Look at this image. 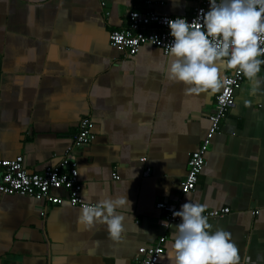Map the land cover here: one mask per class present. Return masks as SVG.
Returning a JSON list of instances; mask_svg holds the SVG:
<instances>
[{"label": "crops", "instance_id": "0c3cea01", "mask_svg": "<svg viewBox=\"0 0 264 264\" xmlns=\"http://www.w3.org/2000/svg\"><path fill=\"white\" fill-rule=\"evenodd\" d=\"M193 8L190 0H0V158L21 156L29 173H41L69 157L83 202L86 185L93 204L130 201L117 210L125 221L115 241L105 224L78 225L81 208L66 201L0 194V264H135L139 248L162 235L161 264H171L181 218L164 230L155 205L181 197L189 154L208 130L221 88L189 93L169 79V54L143 45L128 57L110 47L108 35L127 26L131 11L189 17ZM218 69L223 77L233 71ZM258 79L264 82V65ZM253 86L243 76L196 187L177 209L188 201L205 211L228 208L208 222L212 232L231 233L240 264H264V83L255 95ZM83 119L95 139L76 147ZM54 195L67 198L65 190Z\"/></svg>", "mask_w": 264, "mask_h": 264}, {"label": "clouds", "instance_id": "9594fccd", "mask_svg": "<svg viewBox=\"0 0 264 264\" xmlns=\"http://www.w3.org/2000/svg\"><path fill=\"white\" fill-rule=\"evenodd\" d=\"M197 23L186 19L166 20L171 36L169 79L183 82L192 94L215 93L226 81L218 65H226L243 74L254 86L251 94L261 90L264 83L258 79L264 65V0H210V10ZM206 29V30H205ZM162 67V66H161ZM85 203L78 217V225L91 229L105 224L111 239L119 241L124 231V215L117 210L130 201L126 196L89 199V189L83 192ZM205 206L186 202L173 215L181 218L176 225L169 259L171 264H240L237 245L231 233L218 229L210 231Z\"/></svg>", "mask_w": 264, "mask_h": 264}, {"label": "built area", "instance_id": "2783aa9c", "mask_svg": "<svg viewBox=\"0 0 264 264\" xmlns=\"http://www.w3.org/2000/svg\"><path fill=\"white\" fill-rule=\"evenodd\" d=\"M193 5V13L189 17L158 15L148 10L145 12L131 11L127 14V26L121 30H113L108 35L110 47L123 52L126 56H135L143 45H150L160 49L164 55L169 54V44L174 38L171 36V30L166 20L177 18L186 19L188 23L200 20L203 13L210 10V0H190ZM220 0H217L219 3ZM147 5L150 2H146ZM206 30V29H205ZM264 47V45H262ZM264 59V56L260 57ZM226 83L221 87L220 92L215 99L214 112L209 115L208 130L199 144L198 148L189 154L187 162V172L180 183V196L192 192L197 184L198 177L205 166V157L211 145L214 136L219 133L221 122L230 108L234 106L235 94L239 90L243 74L237 70L224 77ZM264 96V93H263ZM95 139L93 133V123L89 119H83L79 122L78 131L73 136V143L76 147L86 146ZM145 158H140V162H145ZM0 194L20 195L31 197L52 205H61L65 201L73 207L82 208L85 202L81 199L80 192L82 186L78 180V170L76 161L66 157L55 166L46 167L41 173H29L24 168L23 158L21 156L13 159L0 158ZM150 169L145 170V175ZM113 179L118 177L114 174ZM65 190L67 198L63 199L54 195V192ZM181 197L176 202H159L155 208L164 214L160 226L167 230L172 224L180 221L179 217L173 215L177 211L181 202ZM230 212L228 208L221 210H207L204 215L208 218H219ZM258 214V212L256 211ZM41 216L44 213H40ZM166 237L160 236L156 243L141 247L138 250V257L135 264H161L164 255V243Z\"/></svg>", "mask_w": 264, "mask_h": 264}]
</instances>
